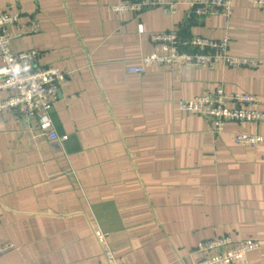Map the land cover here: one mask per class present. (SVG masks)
Masks as SVG:
<instances>
[{"label": "crops", "instance_id": "obj_1", "mask_svg": "<svg viewBox=\"0 0 264 264\" xmlns=\"http://www.w3.org/2000/svg\"><path fill=\"white\" fill-rule=\"evenodd\" d=\"M115 2L0 0L19 16L11 48L68 75L50 111L59 140L34 120L0 119V245H14L0 264H105L96 230L122 264H193L196 244L218 237L256 240L247 262L264 264V145L233 140L264 137V122L215 134L177 107L221 88L254 95L264 111V8L231 0L229 19L182 6L119 18L107 11ZM32 20L38 31L21 32ZM170 29L182 40L228 37L230 56L259 64L127 73L152 51L149 36Z\"/></svg>", "mask_w": 264, "mask_h": 264}, {"label": "built area", "instance_id": "obj_2", "mask_svg": "<svg viewBox=\"0 0 264 264\" xmlns=\"http://www.w3.org/2000/svg\"><path fill=\"white\" fill-rule=\"evenodd\" d=\"M247 4L264 8V0H245ZM187 13L205 18L220 15L232 16L231 0H116L107 11L121 18L126 13L140 14L153 8L164 9L174 15L178 7ZM18 14L0 9V119L12 113L24 121L34 120L39 133L49 141L59 140L50 111L60 87L68 79L66 73L55 67L34 66L39 52L27 50L16 52L11 48L14 36L9 27L17 25ZM28 33H36L38 24L29 21L20 25ZM142 33V27L139 26ZM152 51L139 59L137 65L127 67L129 74H142L146 66H188L212 69L218 65L230 68H253L259 63L252 59L230 56L227 52L229 38L213 41L202 37L182 40L175 29L149 36ZM178 109L205 120L215 134L221 133L227 123L257 126L264 122V111L259 109L258 99L248 93H228L221 88L211 93L179 101ZM233 140L241 147L256 148L264 145V137L257 134L234 133ZM1 215V210H0ZM105 264H122L107 243V235L100 230L94 232ZM259 248L256 240L233 241L228 237L199 241L195 246L198 255L193 264H248L247 256ZM14 249L10 242L0 245V256Z\"/></svg>", "mask_w": 264, "mask_h": 264}]
</instances>
